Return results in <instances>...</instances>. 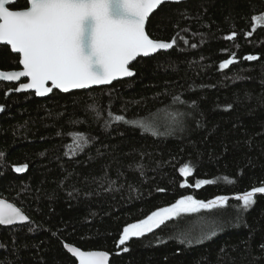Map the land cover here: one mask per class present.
<instances>
[{
	"label": "trees",
	"instance_id": "trees-1",
	"mask_svg": "<svg viewBox=\"0 0 264 264\" xmlns=\"http://www.w3.org/2000/svg\"><path fill=\"white\" fill-rule=\"evenodd\" d=\"M254 17L264 19L263 0L166 3L147 32L176 43L139 58L132 78L46 98L7 95L16 85L0 82V196L30 218L0 226V264H77L65 244L106 251L110 264H264V193L246 211L235 199L264 186V23ZM19 61L0 45V70ZM189 195L229 200L118 245L127 225Z\"/></svg>",
	"mask_w": 264,
	"mask_h": 264
},
{
	"label": "snow or ice",
	"instance_id": "snow-or-ice-1",
	"mask_svg": "<svg viewBox=\"0 0 264 264\" xmlns=\"http://www.w3.org/2000/svg\"><path fill=\"white\" fill-rule=\"evenodd\" d=\"M13 2L0 0V42L21 56L19 63L23 69L0 70V78L7 81L30 78L29 82L20 84V89H35L38 95L52 91L49 82L68 91L131 77L134 73L129 64L137 56L170 49L176 43L175 38L170 42L153 39L145 30L149 15L166 0H28V6L23 9L11 8ZM253 19L259 21L261 17ZM235 36L233 32L228 39ZM246 59L257 57L250 55ZM233 60L234 56L223 61L220 67H228ZM94 65L99 67L94 68ZM0 110H3L2 105ZM115 119L124 120V117L116 116ZM26 168V164L15 166V171L23 172ZM179 171L187 177L192 168L186 164ZM205 183L209 181H198L195 187ZM257 193H264V186L253 187L235 199L242 202V209L246 211L255 204ZM228 200L226 196L210 201L197 200L191 195L182 197L169 207L127 225L118 245L142 237L182 213H198L201 209H216L219 213ZM28 220L29 217L14 204L0 199V225ZM216 234V231L211 232V236ZM191 242L188 236L181 240V243ZM64 247L78 258L79 264H107L108 252L83 251L69 244Z\"/></svg>",
	"mask_w": 264,
	"mask_h": 264
},
{
	"label": "water",
	"instance_id": "water-1",
	"mask_svg": "<svg viewBox=\"0 0 264 264\" xmlns=\"http://www.w3.org/2000/svg\"><path fill=\"white\" fill-rule=\"evenodd\" d=\"M185 1H188V0H166V2L165 3H163V4H166V3H182V2H185ZM264 1V0H263ZM18 2V0H14V2L13 3H11L10 4V6L11 5H13V4H15V3H17ZM163 4H161L160 6H158V8L157 9H155L150 15H149V18L163 5ZM148 21H149V19H148ZM148 21L146 22V25H145V30L147 31V24H148ZM151 37V36H150ZM165 42H169V41H165ZM0 45H4V46H8L9 48H10V46L9 45H6V44H4V43H2V42H0ZM173 48V47H172ZM172 48H170V49H164V50H158L156 53H151V54H149L148 56H143V55H140V56H137L133 61H131L130 62V64H129V68L133 71V73H134V75L133 76H131V77H119V78H117L116 80H113L111 83H109V84H103V85H91V86H89V87H86V88H83V89H69L68 91H64L63 89H59V88H56V87H54V86H52L51 85V83L49 82V87H52V91L51 92H48V93H46V94H44V95H38V94H36V91H35V89H20V84H22V83H27V82H29L30 81V78H25V77H21L19 80H16V81H7V80H4L3 78H0V82H5V83H8V84H14V85H16V88H14V89H10L8 92H7V95H10V94H12V93H34L35 94V96L37 97V98H46V97H48V96H50L54 91H59V92H62V93H69V92H74V91H80V90H90V89H93V88H100V87H105V86H110V85H112L114 82H117V81H120V80H125V79H129V78H132V77H134L135 75H136V72H135V70L134 69H132V65L139 59V58H148V57H152V56H154L155 54H157V53H159V52H167V51H169V50H171ZM11 49V48H10ZM87 50V49H86ZM12 51V50H11ZM13 52V51H12ZM14 53V52H13ZM14 54H17V53H14ZM17 55H19V54H17ZM20 56V55H19ZM20 59H21V56H20ZM250 61H253V60H250ZM20 69L19 70H12V71H20V70H22L23 69V66L20 64ZM99 66H97V65H94V68H98ZM3 71V70H2ZM5 72H8V71H5ZM17 89H20V90H17ZM0 199H3V200H5V201H7V202H9V203H12V204H14L17 208H19L25 215H27V213L23 210V209H21L18 205H16L14 202H12V201H10V200H8L7 198H5V197H1L0 196ZM28 216V215H27ZM29 217V216H28ZM30 221V218H29V220L28 221H17L16 223H14V224H12V225H0V226H3V227H12V226H17V225H23V224H27L28 222ZM69 245H72V246H75V245H73V244H69ZM75 247H78V246H75ZM66 250H67V248H65ZM81 250H83V251H102V250H84V249H82V248H80ZM67 252L76 260V262H77V264H79V260H78V258L77 257H75L74 256V254H72L71 252H69L68 250H67ZM106 252V251H105ZM110 261H111V254L109 253V257H108V261H107V264H110Z\"/></svg>",
	"mask_w": 264,
	"mask_h": 264
},
{
	"label": "rangeland",
	"instance_id": "rangeland-1",
	"mask_svg": "<svg viewBox=\"0 0 264 264\" xmlns=\"http://www.w3.org/2000/svg\"><path fill=\"white\" fill-rule=\"evenodd\" d=\"M258 23H260V24H261V23H264V19H260V20L258 21ZM257 194H258V193H257ZM173 218H174V217H173ZM156 228H157V227H156ZM154 229H155V228H154ZM154 229H153V230H154ZM146 233H148V232H146ZM127 242H128V241H127Z\"/></svg>",
	"mask_w": 264,
	"mask_h": 264
}]
</instances>
